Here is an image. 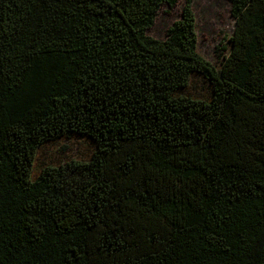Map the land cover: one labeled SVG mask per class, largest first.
Masks as SVG:
<instances>
[{"label": "trees", "instance_id": "obj_1", "mask_svg": "<svg viewBox=\"0 0 264 264\" xmlns=\"http://www.w3.org/2000/svg\"><path fill=\"white\" fill-rule=\"evenodd\" d=\"M228 2L213 62L193 0H0V264H264V0Z\"/></svg>", "mask_w": 264, "mask_h": 264}, {"label": "rangeland", "instance_id": "obj_2", "mask_svg": "<svg viewBox=\"0 0 264 264\" xmlns=\"http://www.w3.org/2000/svg\"><path fill=\"white\" fill-rule=\"evenodd\" d=\"M182 4L170 8L162 6L148 33L156 38H164L167 28L179 19ZM198 33V50L205 58L217 62L233 31L234 19L231 16L228 0H193ZM219 48V49H218ZM85 141V140H84ZM82 138L59 139L41 147V155L47 162L62 161L66 157H83L88 145Z\"/></svg>", "mask_w": 264, "mask_h": 264}]
</instances>
